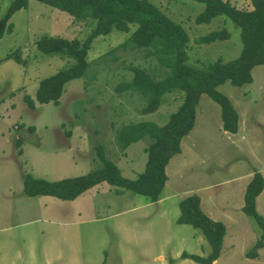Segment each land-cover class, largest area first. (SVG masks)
<instances>
[{
	"label": "rangeland",
	"instance_id": "rangeland-1",
	"mask_svg": "<svg viewBox=\"0 0 264 264\" xmlns=\"http://www.w3.org/2000/svg\"><path fill=\"white\" fill-rule=\"evenodd\" d=\"M149 1L187 31L189 64L230 62L240 56L242 31L231 19L218 17L198 25L202 3ZM224 1L252 9L250 0ZM11 3L0 0V19ZM9 24L12 32L0 39V264H185L187 259L181 257L186 251L206 257L211 245L203 234L177 223L180 202L192 195L200 196L208 217L226 226L222 254L214 264H264V249L257 259L247 257L262 231L242 211L247 185L256 172L264 176V65L253 70L252 84L235 87L227 82L218 88L240 115L237 134L223 130L220 105L208 95L201 97L195 127L166 168L175 198L141 206L148 197L127 190L118 193L106 184L75 201L28 197L26 175L59 181L100 170L99 146L125 178L136 179L146 168L145 149L151 140L124 150L119 132L144 122L166 125L184 96L168 93L157 112L143 114L146 100L140 92H117L132 80L131 66L144 68L157 80L169 70L145 50L119 49L129 35L113 32L93 42L85 76L68 83L59 106L37 103L33 110L25 96L36 100L43 79L75 62L41 54L37 41L45 36L83 41L94 26L75 24L69 13L37 0L29 1ZM224 29L228 40L196 43ZM9 55L21 56L27 64L6 59ZM257 210L264 216V190Z\"/></svg>",
	"mask_w": 264,
	"mask_h": 264
},
{
	"label": "trees",
	"instance_id": "trees-1",
	"mask_svg": "<svg viewBox=\"0 0 264 264\" xmlns=\"http://www.w3.org/2000/svg\"><path fill=\"white\" fill-rule=\"evenodd\" d=\"M31 0H12L6 14L0 19V39L10 34L13 26L9 21L20 10L27 8ZM43 4L69 13L75 24L93 25V31L83 41L63 37L45 36L36 43L43 55L67 57L75 62L72 66L43 79L36 94V100L25 96L29 108L36 104L59 106L66 86L73 80L85 76L89 67L88 53L93 42L113 32L128 34L119 49L145 50L147 57H155L159 65L169 72L160 80L147 70L137 66L129 69L133 78L122 83L117 92H140L146 100L143 114H153L162 105L168 93L183 94V103L171 115L164 126L152 122L129 125L121 129L118 141L124 150L146 138L151 140L145 149L148 154L146 168L136 179L125 178L122 170L112 163L103 146L97 148L103 162L100 170L74 178L48 181L26 175L24 193L28 197L49 196L62 201H75L97 185L107 183L118 193L124 190L148 197L153 203L160 200L168 176L166 168L171 159L181 153V143L195 127L197 107L203 95H208L221 107L223 130L231 134L239 132L240 115L232 101L218 88L227 82L235 87L253 83V70L264 65V0H250L252 9L242 10L224 0H192L204 4L205 9L196 17V24H209L218 17L231 19L242 31L243 49L240 56L230 62L218 60L204 66H194L189 61L190 37L184 27L173 21L158 6L149 0H37ZM170 3L177 0H168ZM229 39L227 30L213 31L196 40L198 44H212ZM13 59L27 64L21 56ZM21 141L19 140L18 144ZM264 190V176L256 172L245 191L242 211L254 219L262 231L247 254L250 259L259 258L264 249V216L257 210V199ZM180 216L177 223L199 230L211 245L206 257L184 252L182 259L197 264H214L222 254L227 234L223 222L208 217L202 210L201 198L192 195L180 202Z\"/></svg>",
	"mask_w": 264,
	"mask_h": 264
},
{
	"label": "crops",
	"instance_id": "crops-1",
	"mask_svg": "<svg viewBox=\"0 0 264 264\" xmlns=\"http://www.w3.org/2000/svg\"><path fill=\"white\" fill-rule=\"evenodd\" d=\"M104 184H106V185H108L107 183H102V184H100V185H97L96 186V188L98 187V186H102V185H104ZM108 187V189H111V188H109V186H107ZM111 187V186H110ZM95 188V187H94ZM113 188V187H112ZM115 188V187H114ZM178 194L177 193H175L172 189H170L169 187H168V182H167V186H165V188H164V190L162 191V194H161V196H160V200L158 201V202H156V203H153L150 199H148V198H144L145 199V202L141 205V206H149V205H151V204H155V205H159V204H163V203H165V201L166 200H171V199H173V198H175L176 196H177ZM183 200V199H182ZM201 206H202V201H201ZM216 220V219H215ZM187 252V251H186ZM184 262H186L185 264H190V263H194V264H196L195 262H193L192 260H191V262H190V260H184ZM163 263V262H162Z\"/></svg>",
	"mask_w": 264,
	"mask_h": 264
}]
</instances>
